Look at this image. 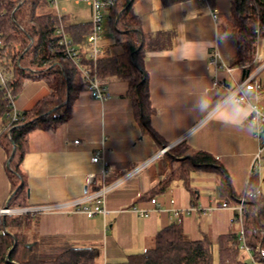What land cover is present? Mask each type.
<instances>
[{
	"label": "crops",
	"instance_id": "1",
	"mask_svg": "<svg viewBox=\"0 0 264 264\" xmlns=\"http://www.w3.org/2000/svg\"><path fill=\"white\" fill-rule=\"evenodd\" d=\"M229 6V0H208V4L199 0L169 4L163 0L135 1L133 10L142 32L162 36L167 42L165 48L146 52L144 57L150 102L155 110L150 125L160 141L141 132L125 96L126 81L107 78L110 97L104 103L82 92L67 123L55 131L37 130L29 136L22 162L27 208L59 204L90 193L102 185V171L105 186L127 179L105 195V217L40 213L30 227H19L20 232L61 238L73 247L94 248L98 264H121L128 255L146 251L157 232L173 223H180L186 240L208 238L213 248L218 236L235 232L231 223L234 210L231 205L223 207L220 176L214 171L190 174V188L196 192L194 202L179 181L162 194L149 195L178 165L165 159L169 150L161 153L165 148L161 142L170 148L182 142L191 151L210 154L226 172L236 196L245 191L257 142L247 123L249 107L227 99L235 84L245 77L241 67L230 66L234 42L218 30V17L226 14ZM64 17L71 26L90 23L89 10L86 14L65 11ZM74 46L82 58L86 57L85 43ZM214 47L223 65L220 68L209 65ZM100 48V55L118 52L112 36L102 38ZM255 58V65L264 63V38L257 42ZM213 81L221 85L213 87ZM255 81L260 90L244 94L250 104L264 108V67ZM51 94L43 80L25 83L14 99V107L19 113L31 110ZM97 153H101L102 161L92 163ZM5 161L0 146V208L6 204L10 190ZM90 173L96 175L95 187L86 186ZM257 174L258 188L264 195V156ZM132 208L147 211L148 216H140ZM173 210L184 213L175 217ZM243 258L239 252L238 260L249 262Z\"/></svg>",
	"mask_w": 264,
	"mask_h": 264
},
{
	"label": "trees",
	"instance_id": "2",
	"mask_svg": "<svg viewBox=\"0 0 264 264\" xmlns=\"http://www.w3.org/2000/svg\"><path fill=\"white\" fill-rule=\"evenodd\" d=\"M135 1L115 0L106 11L107 27L118 52L99 54L94 64L80 55L76 64L60 50L61 37L55 34L46 0H0V68L8 78L0 86V146L6 154L5 173L10 186L4 205L7 208L28 207L22 162L28 151L29 136L37 130L55 131L71 119L75 101L86 89L79 66L88 67L100 78L126 81L125 96L141 132L160 141L150 125L155 110L150 102L144 57L146 52L165 48L167 42L162 36L142 32L133 10ZM163 1L169 4L181 0ZM229 4L228 12L218 17V30L235 44L230 66H239L250 74L258 66L253 63L257 42L264 38V0H229ZM89 30V25L71 26L63 18V31L73 44H84ZM36 80L45 81L52 94L31 110L20 113L8 125L5 115L11 111V104L7 94L15 99L25 83ZM160 144L167 146L164 142ZM165 159L177 161L178 165L149 195L162 194L173 182L179 181L194 202L196 192L190 188V174L197 170L219 174L220 194L225 203L233 208L242 200L245 245L252 260L264 264V195L258 188V174L250 173L244 193L236 196L226 172L210 154L191 151L181 142L169 149ZM233 212L232 219L236 220L231 223L235 232L218 236L216 256L208 238L186 240L180 223H173L157 232L151 248L128 255L121 264H247L238 260L239 228L235 224L237 214ZM34 216L24 214L0 219V264H98L94 248L73 247L61 238L20 232L19 227L31 226Z\"/></svg>",
	"mask_w": 264,
	"mask_h": 264
},
{
	"label": "built area",
	"instance_id": "3",
	"mask_svg": "<svg viewBox=\"0 0 264 264\" xmlns=\"http://www.w3.org/2000/svg\"><path fill=\"white\" fill-rule=\"evenodd\" d=\"M74 4H78L80 2H84L90 12V23H89V33L85 39L86 45V59L89 60L92 64L97 60L101 48L100 42L102 40V31H103V21L105 18V14L108 8L112 7L115 3V0H72ZM206 4H208V0H199ZM48 4V8L52 14V20L55 24V34L60 36L59 47L62 54L70 59L72 62L76 64L80 60V53L78 49L74 46L72 40L65 34L63 31V14L65 13V9L59 8V3L57 0H46ZM214 16L215 11H212ZM54 52H59V50H54ZM219 56L216 50V47L213 48L212 56L209 59V65L213 67L220 68L223 65L218 62ZM256 61L254 57L253 62ZM264 67V63L259 64L252 73H247L244 79L235 84L234 88L228 94L227 99L232 100L238 104H244L249 107V114L247 118V123L251 130V136L257 142V152L255 154L253 164L250 169V173L256 172L258 170V164L262 157L264 156V108L259 107L256 104H250L244 94L245 91H254L257 92L260 90V85L255 81V78L258 72ZM81 76L83 78L84 83L86 84L85 91L89 94L92 100L98 101L99 103L106 102L109 97V90L107 86V78H100L96 76L91 70L86 66H79ZM8 78L5 74H3L2 69L0 68V86H4ZM219 84L217 81H213V87H218ZM7 98L11 104V111L5 115L7 120V124L14 123L20 113L16 111L14 107V97L7 94ZM75 144L77 141L74 142ZM170 147H165L161 151L164 153L168 151ZM102 161L101 153H97L92 159V163H98ZM104 171L101 172V180L102 185L98 188L94 189L90 193H85L81 197L67 200L63 203L53 204V205H45V206H36L31 208H21V209H9L6 206L0 208V218L5 216L12 215H37L40 213L47 212H67V213H81L85 215L87 218H92L95 215H101L105 217L107 215V211L105 210V195L115 189L116 187L121 186L127 178H123L110 186H105L104 182ZM96 185V175L90 173L86 178V186L95 187ZM249 194V193H247ZM172 202V201H171ZM152 205H155L156 202L154 199L150 200ZM242 200L238 205L233 207V210L237 214V224L236 226L239 228L238 240H239V251L245 252L249 257V262L247 264H256L252 258L249 249L246 247L242 232L241 226V214H242ZM223 207H227V204L224 202ZM133 211H138L135 208H132ZM140 216L147 217V211H138ZM184 211L181 210H173V216H179L183 214ZM236 219H231V222H235ZM234 224V223H233Z\"/></svg>",
	"mask_w": 264,
	"mask_h": 264
},
{
	"label": "rangeland",
	"instance_id": "4",
	"mask_svg": "<svg viewBox=\"0 0 264 264\" xmlns=\"http://www.w3.org/2000/svg\"><path fill=\"white\" fill-rule=\"evenodd\" d=\"M58 3H59V8L61 9H65L67 12L69 13H73V12H77L78 14H82V13H85L88 12L89 8L88 6L84 3V2H80L78 4H74L72 0H57ZM104 37L106 39H109L111 36L109 34V30H108V27H107V19L104 18V21H103V31H102V38L104 39ZM87 47H85L86 49ZM177 166V165H176ZM176 185V184H174ZM173 186V185H172ZM12 216H15V215H12ZM153 245V244H152ZM152 247V246H151ZM150 247V248H151ZM99 251H100V246L98 247ZM149 249V248H146V250ZM216 252H217V249H216V246L213 248V253L214 255L216 256ZM245 254V255H244ZM242 255L244 256V260L245 261H248V256L245 252H242ZM243 260V261H244ZM216 262V261H215Z\"/></svg>",
	"mask_w": 264,
	"mask_h": 264
},
{
	"label": "water",
	"instance_id": "5",
	"mask_svg": "<svg viewBox=\"0 0 264 264\" xmlns=\"http://www.w3.org/2000/svg\"><path fill=\"white\" fill-rule=\"evenodd\" d=\"M243 74H244V75H247V73H245L244 71H243ZM9 160H10V159H9Z\"/></svg>",
	"mask_w": 264,
	"mask_h": 264
}]
</instances>
